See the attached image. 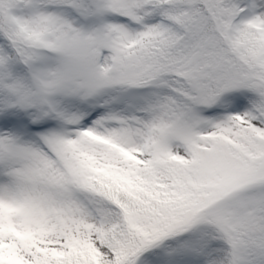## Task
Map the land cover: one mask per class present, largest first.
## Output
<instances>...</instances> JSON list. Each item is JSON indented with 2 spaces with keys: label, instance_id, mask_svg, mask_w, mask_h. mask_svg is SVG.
<instances>
[{
  "label": "snow or ice",
  "instance_id": "6c2138e0",
  "mask_svg": "<svg viewBox=\"0 0 264 264\" xmlns=\"http://www.w3.org/2000/svg\"><path fill=\"white\" fill-rule=\"evenodd\" d=\"M0 264H264V0H0Z\"/></svg>",
  "mask_w": 264,
  "mask_h": 264
}]
</instances>
